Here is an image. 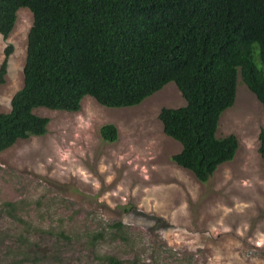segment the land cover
Returning a JSON list of instances; mask_svg holds the SVG:
<instances>
[{"label":"rangeland","instance_id":"obj_1","mask_svg":"<svg viewBox=\"0 0 264 264\" xmlns=\"http://www.w3.org/2000/svg\"><path fill=\"white\" fill-rule=\"evenodd\" d=\"M32 25L21 9L8 39L0 35V67L14 48L0 113L23 88ZM185 105L169 83L131 108L86 97L79 112L36 109L50 119L47 134L0 153V264H264V107L239 76L217 132L239 149L203 184L173 162L182 146L159 119ZM108 124L114 143L101 137Z\"/></svg>","mask_w":264,"mask_h":264},{"label":"trees","instance_id":"obj_2","mask_svg":"<svg viewBox=\"0 0 264 264\" xmlns=\"http://www.w3.org/2000/svg\"><path fill=\"white\" fill-rule=\"evenodd\" d=\"M21 9L33 25L23 88L0 113V153L47 134L50 119L36 109L79 112L86 97L131 108L174 83L186 105L163 108L159 119L182 146L173 162L206 184L239 149L235 135L217 136L239 76L264 107V0H0L4 39ZM13 52L5 49L0 87ZM101 137L116 142L117 127L103 126ZM259 141L264 160L263 129Z\"/></svg>","mask_w":264,"mask_h":264}]
</instances>
